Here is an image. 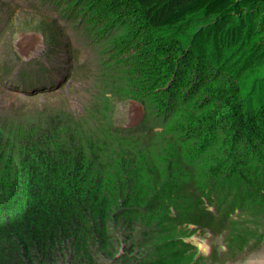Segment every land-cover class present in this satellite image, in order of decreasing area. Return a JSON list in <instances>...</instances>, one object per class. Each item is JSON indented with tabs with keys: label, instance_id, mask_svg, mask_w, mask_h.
<instances>
[{
	"label": "trees",
	"instance_id": "obj_1",
	"mask_svg": "<svg viewBox=\"0 0 264 264\" xmlns=\"http://www.w3.org/2000/svg\"><path fill=\"white\" fill-rule=\"evenodd\" d=\"M0 52L31 113L102 162L92 229L122 242L162 218L122 264H264V0H0ZM187 168L201 183L181 208L163 191ZM230 203L239 221L214 235ZM25 232L0 264H52L59 229Z\"/></svg>",
	"mask_w": 264,
	"mask_h": 264
},
{
	"label": "rangeland",
	"instance_id": "obj_2",
	"mask_svg": "<svg viewBox=\"0 0 264 264\" xmlns=\"http://www.w3.org/2000/svg\"><path fill=\"white\" fill-rule=\"evenodd\" d=\"M9 58V54L0 52V214L5 218L0 221H16L8 225L0 223V243L15 241L26 231L25 240L34 245L42 244L44 235L53 225L54 229H59L57 233L61 237L52 244L51 252L49 248L46 250L52 264H102L104 261L122 264L132 255L131 252L127 256L129 247L144 237V232L154 234L158 231L162 218L144 224V230L143 224L136 221L129 240L122 242L112 227L105 236L92 229L88 224L91 218L86 204L91 187L88 173L89 169L97 171L102 162L95 159L90 147L65 140L56 131L57 127L31 113L27 96L17 92L11 80ZM225 169L226 165L214 170L208 167L202 174L211 171L221 175ZM184 175L181 183L174 180L163 191L166 202L178 199L181 208L192 204L193 189H199L201 183L189 168ZM220 182L232 183V179L228 177ZM191 183L189 190L180 196L176 190ZM209 185L201 188L199 199H207L205 192ZM230 188L233 200L238 203L244 195H240L236 187ZM259 190L263 198L261 203H264L263 187ZM67 205H75L71 210L73 214L66 209ZM234 205L230 203L227 210L220 211L215 233L211 231L214 235L239 221ZM260 218L264 221L263 212ZM30 222L32 225L28 227Z\"/></svg>",
	"mask_w": 264,
	"mask_h": 264
}]
</instances>
